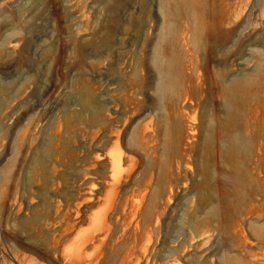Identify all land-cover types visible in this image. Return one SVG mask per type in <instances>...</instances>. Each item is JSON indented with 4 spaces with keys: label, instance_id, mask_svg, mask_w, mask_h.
Returning <instances> with one entry per match:
<instances>
[{
    "label": "rangeland",
    "instance_id": "374dc122",
    "mask_svg": "<svg viewBox=\"0 0 264 264\" xmlns=\"http://www.w3.org/2000/svg\"><path fill=\"white\" fill-rule=\"evenodd\" d=\"M254 1L0 0V264L23 252L59 264L33 243L88 229L107 175L96 153L114 148L99 128L111 121L133 162L97 264H264Z\"/></svg>",
    "mask_w": 264,
    "mask_h": 264
},
{
    "label": "bare ground",
    "instance_id": "6f19581e",
    "mask_svg": "<svg viewBox=\"0 0 264 264\" xmlns=\"http://www.w3.org/2000/svg\"><path fill=\"white\" fill-rule=\"evenodd\" d=\"M244 1L245 0H237V3L241 5ZM257 3L258 0L254 1L253 6ZM207 15L211 18L210 20L212 21V24L215 21L217 24L222 22L223 14L222 17L220 16L215 19L211 10H209ZM212 24L210 25L212 26ZM235 30V28H230L228 33H232ZM207 39L208 42L211 43L216 41L215 37L210 35ZM80 102H82L83 109L93 107V101L89 92L85 93ZM96 107L100 108L102 107V104L98 103ZM96 118H98L97 115ZM150 126L151 124L146 122L143 125V128L144 130H147L150 129ZM99 130H104L103 135L105 136L108 145L114 147L113 149H108L103 153H96L95 157L96 159H104L107 170L106 177L100 182V187L103 188L105 194L103 193L102 195H97L95 197L98 206L101 208L97 211H92L90 214H84V218L82 220H86L90 224H88L89 227L87 230H78L76 228L77 223L75 222L68 230H66L65 235L59 242H55L50 246H43L42 243H33L44 248L47 255L52 256L55 259V262H59V264H97L99 262L95 256V250L103 247V245L101 247V244H104L103 242L106 241L105 239H107L110 234L112 229L111 216L117 212L115 207L116 205L114 204L115 200L123 188L125 183L124 180L126 181V178L128 179L130 176V168L132 167L133 160L132 157L122 152L120 148L122 128L117 125L115 121H111L107 125H100ZM53 139L56 140V137ZM50 141L52 142V140ZM123 172L124 176H122ZM96 184L97 183L94 182L89 184L87 190L85 191L86 197L84 199H88L89 201L94 200L92 198H94L93 192L97 187ZM78 209L79 207H77L76 212H78ZM30 236L35 240V236L32 234H29L27 238H30ZM33 244L27 245L26 248L31 249L33 252L35 248ZM90 249L95 252H90ZM40 259L42 258H40V256L38 258V255L27 258L23 252L21 264H48L44 263V261Z\"/></svg>",
    "mask_w": 264,
    "mask_h": 264
}]
</instances>
